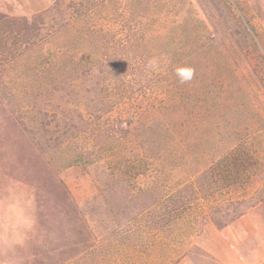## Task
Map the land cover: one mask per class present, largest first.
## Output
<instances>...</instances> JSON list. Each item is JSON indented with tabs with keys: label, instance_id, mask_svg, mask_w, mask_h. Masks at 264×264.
<instances>
[{
	"label": "rangeland",
	"instance_id": "rangeland-1",
	"mask_svg": "<svg viewBox=\"0 0 264 264\" xmlns=\"http://www.w3.org/2000/svg\"><path fill=\"white\" fill-rule=\"evenodd\" d=\"M0 264H264V0H0Z\"/></svg>",
	"mask_w": 264,
	"mask_h": 264
},
{
	"label": "clouds",
	"instance_id": "clouds-1",
	"mask_svg": "<svg viewBox=\"0 0 264 264\" xmlns=\"http://www.w3.org/2000/svg\"><path fill=\"white\" fill-rule=\"evenodd\" d=\"M154 64L153 61H149V66L151 67ZM177 76L180 79L181 83L188 82L194 76V69L191 67H184L177 70Z\"/></svg>",
	"mask_w": 264,
	"mask_h": 264
},
{
	"label": "trees",
	"instance_id": "trees-1",
	"mask_svg": "<svg viewBox=\"0 0 264 264\" xmlns=\"http://www.w3.org/2000/svg\"><path fill=\"white\" fill-rule=\"evenodd\" d=\"M144 204H142V206H143Z\"/></svg>",
	"mask_w": 264,
	"mask_h": 264
}]
</instances>
